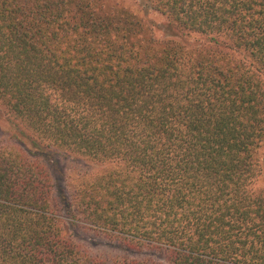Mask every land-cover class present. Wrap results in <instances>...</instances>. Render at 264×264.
I'll return each mask as SVG.
<instances>
[{"label":"trees","instance_id":"obj_1","mask_svg":"<svg viewBox=\"0 0 264 264\" xmlns=\"http://www.w3.org/2000/svg\"><path fill=\"white\" fill-rule=\"evenodd\" d=\"M146 2L206 43L156 39L106 0H0V113L113 165L69 182V222L161 261L81 249L46 167L0 146V264H264V0Z\"/></svg>","mask_w":264,"mask_h":264},{"label":"rangeland","instance_id":"obj_2","mask_svg":"<svg viewBox=\"0 0 264 264\" xmlns=\"http://www.w3.org/2000/svg\"><path fill=\"white\" fill-rule=\"evenodd\" d=\"M109 4H118L129 10L133 15L143 22L145 28L156 38H173L187 44L206 43L205 37L199 35L185 36L175 34L166 29L167 19L159 13L150 10L146 0H106ZM1 104V103H0ZM1 106V105H0ZM0 146L9 149L29 150L32 159L42 163L51 177L52 195L51 207L56 213L63 228V234L72 239L81 249L91 256L102 260H113L132 258L150 259L161 261V256L154 251H129L120 245L109 242L102 237L96 236L88 230L79 226L80 222L70 224L65 212L69 200V182L79 174L99 173L104 169L113 167L111 164H95L78 155L70 154L64 150L35 145L29 139V134L18 126L12 119L0 113ZM257 158L260 165V175L254 183L255 189L264 187V141L260 145Z\"/></svg>","mask_w":264,"mask_h":264}]
</instances>
